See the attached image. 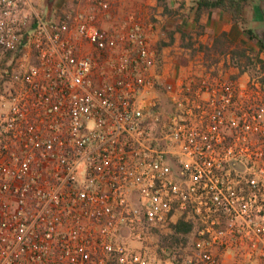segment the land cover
Instances as JSON below:
<instances>
[{
    "label": "built area",
    "instance_id": "2783aa9c",
    "mask_svg": "<svg viewBox=\"0 0 264 264\" xmlns=\"http://www.w3.org/2000/svg\"><path fill=\"white\" fill-rule=\"evenodd\" d=\"M39 2L0 0V264L264 257L259 75L167 78L137 12Z\"/></svg>",
    "mask_w": 264,
    "mask_h": 264
},
{
    "label": "crops",
    "instance_id": "0c3cea01",
    "mask_svg": "<svg viewBox=\"0 0 264 264\" xmlns=\"http://www.w3.org/2000/svg\"><path fill=\"white\" fill-rule=\"evenodd\" d=\"M214 0H114L111 18L101 25H123L125 17L137 12L148 27L152 48L162 60V71L167 78H186L206 71H226L229 76L245 84L247 71L240 72L237 65L225 56L240 45L264 59L260 41L250 38L255 24L251 3L242 2L238 18L229 11L215 6ZM224 34L229 48L226 52L215 50L207 53L214 40ZM226 256L223 264H234ZM250 264H264V257Z\"/></svg>",
    "mask_w": 264,
    "mask_h": 264
},
{
    "label": "trees",
    "instance_id": "16d2710c",
    "mask_svg": "<svg viewBox=\"0 0 264 264\" xmlns=\"http://www.w3.org/2000/svg\"><path fill=\"white\" fill-rule=\"evenodd\" d=\"M215 6L222 8L225 11H229L234 18L239 17L240 4H234L233 0H216L213 3ZM250 38H254V34L249 32ZM230 43L226 39L224 34L218 36L210 49H206L207 53L219 50L226 52ZM260 51L264 52V43H260ZM231 61L238 66L240 72L247 71L251 75H259V80L264 84V59L260 58L256 53L248 51L240 45L234 46L230 50ZM175 232L188 233L191 229V224L185 222L183 219H179L172 225ZM173 239L177 240L174 236Z\"/></svg>",
    "mask_w": 264,
    "mask_h": 264
},
{
    "label": "flooded vegetation",
    "instance_id": "af4514ba",
    "mask_svg": "<svg viewBox=\"0 0 264 264\" xmlns=\"http://www.w3.org/2000/svg\"><path fill=\"white\" fill-rule=\"evenodd\" d=\"M245 1L251 3L254 11L255 24L251 27L250 31L254 34L255 40L264 43V0H233V3L236 5Z\"/></svg>",
    "mask_w": 264,
    "mask_h": 264
},
{
    "label": "rangeland",
    "instance_id": "374dc122",
    "mask_svg": "<svg viewBox=\"0 0 264 264\" xmlns=\"http://www.w3.org/2000/svg\"><path fill=\"white\" fill-rule=\"evenodd\" d=\"M69 0H40L38 10L44 17L52 18L61 9L65 8Z\"/></svg>",
    "mask_w": 264,
    "mask_h": 264
}]
</instances>
